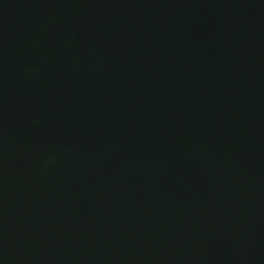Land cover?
I'll return each instance as SVG.
<instances>
[{
  "label": "water",
  "instance_id": "1",
  "mask_svg": "<svg viewBox=\"0 0 264 264\" xmlns=\"http://www.w3.org/2000/svg\"><path fill=\"white\" fill-rule=\"evenodd\" d=\"M0 264H264V0H0Z\"/></svg>",
  "mask_w": 264,
  "mask_h": 264
}]
</instances>
